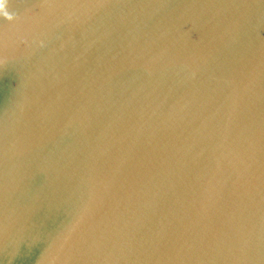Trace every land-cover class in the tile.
<instances>
[{
  "label": "water",
  "instance_id": "95a60500",
  "mask_svg": "<svg viewBox=\"0 0 264 264\" xmlns=\"http://www.w3.org/2000/svg\"><path fill=\"white\" fill-rule=\"evenodd\" d=\"M0 264H264V0H0Z\"/></svg>",
  "mask_w": 264,
  "mask_h": 264
}]
</instances>
